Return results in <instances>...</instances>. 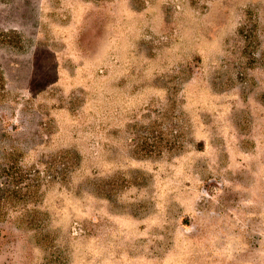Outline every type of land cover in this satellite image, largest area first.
Wrapping results in <instances>:
<instances>
[{
    "label": "rangeland",
    "instance_id": "374dc122",
    "mask_svg": "<svg viewBox=\"0 0 264 264\" xmlns=\"http://www.w3.org/2000/svg\"><path fill=\"white\" fill-rule=\"evenodd\" d=\"M0 264H264V0H0Z\"/></svg>",
    "mask_w": 264,
    "mask_h": 264
}]
</instances>
